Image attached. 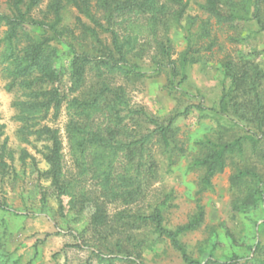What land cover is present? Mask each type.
<instances>
[{"label":"rangeland","instance_id":"obj_1","mask_svg":"<svg viewBox=\"0 0 264 264\" xmlns=\"http://www.w3.org/2000/svg\"><path fill=\"white\" fill-rule=\"evenodd\" d=\"M160 1L174 7L169 0ZM48 2L43 0L33 11L36 18L44 17ZM204 2L190 0L181 23L171 20L168 29L162 25L151 29L142 16L126 20L118 30L140 72L126 76L92 64L85 89L104 83L114 89L122 86L125 92L119 107L123 115L134 118L125 120L133 129L147 132L156 127L139 119L141 110L163 124L175 118L170 151L163 142L151 145L160 178L149 186L141 209L166 197L162 209L171 230L199 218L197 226L180 232L179 238L188 254L202 264L211 257H239L248 259L247 264H264V200L250 202L251 191L264 179V122L260 127L259 117L253 114V94L247 95L245 85L235 77L239 71L251 75L253 68L264 73V31L252 19L221 27L213 18V29H207L210 34L201 36V20L208 18ZM10 11V0H0V12ZM78 16L69 7L62 25L80 33ZM6 30L0 20V264H109L93 252L106 244L105 233L93 222V195L103 198L96 173L89 169L79 175L75 165L66 130L67 104L57 114L51 109L47 118L31 128L49 125L58 130L63 174L62 181L53 184L45 157L51 142L23 130L25 124L17 118L15 103L25 96L18 86L9 88L11 76L2 55ZM190 33L194 34L191 44ZM104 38L110 42L107 34ZM90 41L85 40L88 48ZM161 42L170 46V59L178 65L176 75L172 64L164 66L169 59L161 53ZM58 47L61 56L54 66L64 71V91L69 86L70 56L63 44ZM159 59L160 65L156 63ZM261 81L260 92L264 91V76ZM241 136L246 137L242 146L227 153L224 168L208 181L206 167L196 163L207 151L208 140L223 144ZM251 136L258 139L253 141ZM122 166L118 159L116 174L124 172ZM121 209L120 201L107 206L110 218ZM145 232L148 242L142 255L146 264H186L169 238ZM112 264L133 263L116 259Z\"/></svg>","mask_w":264,"mask_h":264},{"label":"trees","instance_id":"obj_2","mask_svg":"<svg viewBox=\"0 0 264 264\" xmlns=\"http://www.w3.org/2000/svg\"><path fill=\"white\" fill-rule=\"evenodd\" d=\"M42 1L10 0L11 11L0 12V20L7 25L3 38V60L11 76L9 88L18 86L25 96L15 103L19 110L17 118L25 124L22 129L29 134L45 136L51 142L47 145L45 157L50 163L53 184L62 181L63 174L62 142L58 130L49 125L31 128L47 118L51 109L57 114L63 104H67L69 119L66 130L75 165L79 175L81 171L89 169L93 170L94 175L96 173L103 198L97 199L93 195L96 206L93 222L97 228L100 227L99 232L105 233L103 238L106 244L103 249L93 252L109 264L116 259L146 264L142 249L148 242L145 230H149L169 238L186 264H202L188 254L179 238L180 232L195 228L199 218L171 230L165 225L162 209L166 197L141 209L149 186L160 178L157 160L150 153L151 145L155 141L163 142L166 150L170 151L175 118L163 124L141 110L139 119L149 121L156 127L147 132L133 129L125 120L134 118L123 115V108L119 107L125 92L122 86L114 89L104 83L100 88L85 89L87 70L92 64L98 68L107 67L110 71L118 70L126 76L140 72L130 57L132 49L126 47L118 30L126 20L142 16L149 21L151 29H158L160 25L168 29L171 20L181 23L190 0H169L174 6L171 9L160 0H49L44 17L40 19L33 15V11ZM69 7H74L79 13L81 31L78 34L62 25L64 11ZM202 8L208 13V18L201 20V36L210 34L207 29H213V18L221 27L227 23L234 24L238 19H252L264 31V0H205ZM82 16L89 22L84 21ZM106 34L109 43L104 38ZM193 35L190 33L189 44ZM88 38L91 40L90 48L85 43ZM168 41L171 43V38L168 37ZM61 44L70 56L67 73L69 86L64 91V71L54 66L61 56L58 47ZM160 49L170 60L164 66L172 64V74L176 75L178 65L170 59V46L161 42ZM187 52L183 53V63L187 59ZM156 63L160 65V59ZM231 69L232 66L228 65V70ZM263 76L264 73L257 68H253L251 75L247 71L235 73L238 83L245 85V93L249 96L253 94V98H250L253 100V114L257 119L259 117L260 127L264 122V91L260 92L258 87L262 84ZM245 138L241 136L223 144L208 140L207 151L196 159L198 165L206 167L208 181L224 168L227 153L242 146ZM249 138L253 141L258 139L254 136ZM118 159L123 163L124 172L116 174ZM250 200L251 203L264 200V179L258 180L251 191ZM117 201L122 202L124 209L110 218L107 206ZM134 208L136 211H133ZM247 260L239 257L217 260L211 257L204 264H247Z\"/></svg>","mask_w":264,"mask_h":264}]
</instances>
